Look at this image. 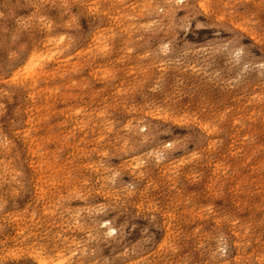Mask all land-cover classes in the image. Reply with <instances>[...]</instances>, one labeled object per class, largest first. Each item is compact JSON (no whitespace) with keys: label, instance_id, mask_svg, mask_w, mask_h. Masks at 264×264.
I'll return each mask as SVG.
<instances>
[{"label":"rangeland","instance_id":"374dc122","mask_svg":"<svg viewBox=\"0 0 264 264\" xmlns=\"http://www.w3.org/2000/svg\"><path fill=\"white\" fill-rule=\"evenodd\" d=\"M0 130V264H264V0H0Z\"/></svg>","mask_w":264,"mask_h":264},{"label":"bare ground","instance_id":"6f19581e","mask_svg":"<svg viewBox=\"0 0 264 264\" xmlns=\"http://www.w3.org/2000/svg\"><path fill=\"white\" fill-rule=\"evenodd\" d=\"M32 55H34V54H32ZM37 55V54H36ZM31 58V57H30ZM35 58H36V56H35ZM41 58H42V56H41ZM49 58V57H48ZM29 60V59H28ZM32 60H33V58H32ZM30 61H31V59H30ZM31 65V64H30ZM24 67V66H23ZM30 68H31V66L29 67V66H27L26 67V72H28L29 70H30ZM38 68V67H37ZM20 71V70H19ZM27 78V77H26ZM141 125V124H140ZM140 128V127H139ZM133 129V128H132ZM135 129H137V127H135ZM135 129H133V131L135 130ZM138 130V129H137ZM135 131V132H138V131ZM132 131V130H131ZM0 132L2 133V130H0ZM0 133V134H1ZM2 135V134H1ZM10 154V153H9ZM10 161V160H9ZM12 167V166H11ZM5 169L6 168H4L3 166H0V205L2 204V203H4L9 197H10V192L11 193H14V195L16 196L17 195V192H19L20 190L19 189H16L15 187L17 186V184H16V186L14 185V179H13V175H14V173H16V172H14V168H11V171H12V173L11 174H8V173H6V171H5ZM17 183V182H16ZM18 187H19V185H18ZM105 187V186H104ZM107 188V186L105 187V189ZM12 189V190H11ZM103 188H101V190H102ZM104 189V190H105ZM100 192V191H99ZM106 192V191H105ZM100 194V193H99ZM13 195V194H12ZM103 196V195H102ZM16 216V215H15ZM116 217V216H115ZM113 219V218H112ZM73 220V219H72ZM75 220V219H74ZM106 222H108V220H105V221H102V223L101 224H103V225H105L106 224ZM14 226V227H13ZM12 226V229L13 230H16V229H18L16 226H18V225H15V223H14V225ZM79 226V225H78ZM104 230V229H103ZM109 233H112L113 231H115V228H113V227H109V228H107L106 229ZM103 232V231H102ZM105 232V231H104ZM76 245V244H75ZM216 245H218V244H216ZM74 250V249H73ZM31 253V259H32V261H30V262H33V263H35V264H51V261L50 260H48V258L47 257H45V256H43L40 252H36L35 250L34 251H32V252H30ZM75 255V254H74ZM73 255V256H74ZM63 256V255H62ZM58 257V264H67L68 262H69V260H70V257ZM72 258V257H71ZM29 262H25L24 264H28Z\"/></svg>","mask_w":264,"mask_h":264}]
</instances>
